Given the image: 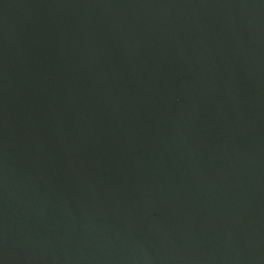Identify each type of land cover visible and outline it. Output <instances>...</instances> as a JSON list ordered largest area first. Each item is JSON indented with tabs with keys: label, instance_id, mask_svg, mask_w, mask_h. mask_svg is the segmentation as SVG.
<instances>
[{
	"label": "water",
	"instance_id": "1",
	"mask_svg": "<svg viewBox=\"0 0 264 264\" xmlns=\"http://www.w3.org/2000/svg\"><path fill=\"white\" fill-rule=\"evenodd\" d=\"M0 264H264V0H0Z\"/></svg>",
	"mask_w": 264,
	"mask_h": 264
}]
</instances>
